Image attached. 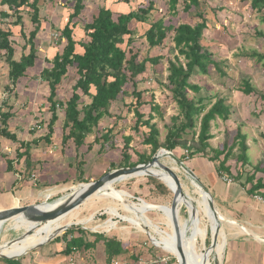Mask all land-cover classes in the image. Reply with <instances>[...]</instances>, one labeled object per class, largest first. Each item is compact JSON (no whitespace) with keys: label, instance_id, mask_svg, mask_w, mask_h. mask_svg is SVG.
<instances>
[{"label":"rangeland","instance_id":"obj_1","mask_svg":"<svg viewBox=\"0 0 264 264\" xmlns=\"http://www.w3.org/2000/svg\"><path fill=\"white\" fill-rule=\"evenodd\" d=\"M147 1L148 0H83L84 9H82L80 15L73 20L76 22L73 32L74 39L78 42L86 39V37H84V25L90 22L92 17L97 14L99 6L109 8L113 12V16L116 17L118 13L136 11L138 7L145 6ZM154 1L155 10L151 12L148 20L144 23L132 21L130 23V29L133 30V37L135 38L133 46H135L134 48L136 50H139L140 58L146 55L162 56L159 64L152 65L147 63L146 71L136 77L138 88L144 90L143 100L150 101L153 98V103L157 104L159 107V112L154 114L155 118L152 121L159 129V141H164L168 128L172 126V118L179 114V108L172 97V87L168 81V60L173 59L177 51L174 49L172 32L168 33V37L161 47L155 48L149 47L144 37V32L151 22L159 19L161 16L164 17L166 25L172 24L177 26L180 23L194 25L201 20L197 16V13H202L207 20V29L204 31L201 43L205 49L212 53L213 58L220 63L222 72L220 73L213 65L209 66L207 74H201L195 71L190 77V82L199 85L201 89L198 93L188 90V95L190 97L200 96L204 98L203 103L206 104V109H208L217 98H224L225 103L230 107V118L226 121L217 118L212 123V127L213 131H216L224 125L225 132L228 133L225 139L229 144L233 141L232 139L235 136V126H239V128L242 127L239 125L241 121L245 123V121L251 120V122H247V124L252 125V128L249 130H252L250 132V137L255 138V140H259L261 137L263 138L261 140H264V98L260 97V95L264 94V64L263 61H258L251 55V52L254 51L264 53V35L257 34V32H262L264 34V10L262 12L252 10L248 0H199V6L192 7L191 10L186 13L183 11V0H179L177 13H169L167 6L168 0ZM73 3L74 2L71 0H39L38 6L40 9L41 27L35 39L37 47L36 65L26 71L25 76L19 79L13 91L10 92L5 90V86L9 83L8 65L4 58V52L0 51V108L3 111H7L9 106L12 107L11 112L13 116L8 122L9 130L15 132L21 139L25 136H30L29 138L39 137L47 132L46 124L51 115L48 110L49 102L47 101L49 87L48 83L40 78L39 73L44 67L51 66L47 61L51 60L54 54L59 52L64 45L65 41L60 36V30L67 22L69 14L72 12ZM6 8V5L0 6V9L6 10ZM7 11L11 13V11ZM30 12L31 9L28 7H24L20 12L22 15L24 33L26 34L34 28L33 23L30 21ZM14 20V16L8 19H0V26L5 30L11 29L13 32L11 40L15 47L14 58L19 59L22 53V47L25 44V39L20 34V26L13 24ZM124 46V44L121 45L122 48ZM76 51L82 52V49L76 45ZM180 60L181 62L185 61L182 56H180ZM77 78L78 75L75 67H68L67 74L62 78L60 84L57 85L56 99L58 101L65 103L68 100L72 94V87ZM244 80H249L250 84L255 88V92L249 95L242 93L240 89L243 86ZM131 85V83H128L125 86L126 93L124 95L120 94L118 98L111 103L109 107V116H104L99 121L94 132L87 136L85 145L76 149L72 141H68L65 144L72 147L67 151L66 160L71 162L76 170L80 161L83 160V163H86L85 166H83L84 172H86L84 176L85 182L79 180L73 185H70V187H68L69 189L66 191L59 192V194L53 195L48 199L40 198L33 204H40L45 201L53 203L61 199L75 188H78L80 184L94 181L105 172L113 170L110 168V163L112 162L116 165V168L122 167L123 160L121 151L124 145L123 138L126 136H132L130 149L128 151L131 155V162L138 160V154L150 153L151 147L142 143L147 129L142 127L137 132L133 130L135 117L133 111L128 110V105L133 102ZM90 101L91 99L89 96L81 94L80 102L82 104H87ZM4 102H6L7 106L4 105ZM149 107V104H146L139 109L142 112L148 113L150 112ZM57 109L59 119L56 121L55 125L61 130L65 117L64 106H58ZM259 110L262 111L257 113ZM179 118L182 120L181 117ZM232 123H234V125ZM109 128H113L110 139L106 143H103L102 147H100V143H96L90 150H87V143L94 140L96 135L99 136L103 134V132ZM60 130H58L59 134ZM28 131L31 132L32 135H29ZM192 131H195V134L197 133V129ZM192 131L186 132L183 135V139L188 141L191 140ZM2 139L5 138L0 136V141H2ZM223 142L224 141H210L214 147L210 146L212 148H217V146L221 147ZM10 145L11 149H13L17 144L10 143ZM262 145L261 148L264 149V142H262ZM263 149H261L262 155L257 156L258 158L253 157L252 162H257L259 158L260 160H264ZM237 150L238 148L236 147L235 152ZM171 152L194 172H216L215 166L217 162L209 160V156L212 155L210 150H208L205 155L197 154L192 158H188L186 156L187 151L181 148H176ZM252 152L253 150L249 152L251 157L255 156ZM2 154L4 153L1 151V155ZM160 154L167 153L160 151ZM160 161L165 165L176 168V173L179 176L183 192L185 194L187 193L194 203L197 201V207H199L203 214H208L205 220H203L210 226L208 237H206L204 241L198 239L196 242L197 253L194 255V264H204L206 263V258L203 255L201 256L199 252H204L214 235L213 223L210 218L211 214L206 204L207 202L209 203V196L208 198L206 196V201L203 200L205 192L201 190V188L193 185L190 177L171 157L163 156ZM231 165L237 167L238 164L236 165V162L231 160ZM247 169L251 170L249 167ZM32 170H30V172H32ZM152 182L153 181L148 180V176L142 175L115 182L113 186L116 191L124 192L123 199H121V201L116 199L119 194L115 192V190H113V194L109 190L100 191L95 196H91L85 200L79 207L72 210V214L76 215V218L71 217L74 221L70 224L69 228L80 227L82 230H87L92 233L100 232L107 236H119V240H123L125 245L129 247L127 250V252L130 253L129 256H125L126 259H124L125 257L123 258L128 262H131L130 259L137 261V256H141L143 260L148 263L150 257L144 254L149 253L152 259L156 258V254L161 258L163 257L167 264H178L177 258L170 253L171 251L168 252L162 247L155 246L149 239L147 233L136 229L125 221V219L122 220L118 218L119 215L127 216L130 222H135L133 216L138 213L129 212L125 202L139 203L141 201L143 202L142 204L146 206L147 204L157 205L171 209V200L174 193H172L171 190V193H162V191L156 187V184ZM203 188L209 191L204 186ZM212 200L215 206L214 198ZM25 201L26 200L21 199L17 206L24 205ZM131 205L136 207L135 204ZM113 207L118 209V213L115 214L118 216L110 215L108 208ZM172 215H175L174 219L177 221L178 225L187 222L188 226L187 210L185 207L183 209L180 207L179 201L177 202L176 212L175 214L172 213ZM147 216L154 223L159 224L160 227L170 231L167 236H164V239H168L169 235L174 239V227L170 221V226H166V220L162 213L152 210L147 212ZM109 219H113L116 222L115 228L108 231L105 227L95 228L97 225H103ZM66 220L68 221V219ZM77 220H82L86 222V224L78 222ZM27 226H29V224L20 225V229H16L11 220L7 221L1 230L0 243L2 244L21 236L22 233L25 232L24 229L27 228ZM187 226L185 232L188 236L190 229ZM63 232L64 231H60L58 234H62ZM165 245L169 244L165 243ZM166 248L170 250L168 247ZM214 248H216V246H214ZM136 252H138L137 256H135ZM0 260L6 262V259L1 257ZM210 260L212 264H221L222 261V259L219 260L216 255L211 256Z\"/></svg>","mask_w":264,"mask_h":264},{"label":"trees","instance_id":"obj_2","mask_svg":"<svg viewBox=\"0 0 264 264\" xmlns=\"http://www.w3.org/2000/svg\"><path fill=\"white\" fill-rule=\"evenodd\" d=\"M71 1L74 2L72 12L60 30V36L65 41L64 45L59 52L54 54L51 60L47 61L51 66L44 67L39 73L40 78L46 81L49 87L47 101L49 102L48 110L51 115L46 124L47 132L30 141L20 139L15 132L9 130L8 122L13 116L12 107L9 106L7 111H3L0 108V136L16 143L18 146L13 159L8 158L6 154H2L8 171L17 172L14 169V163H18L22 158L25 160L26 170H31L33 162L30 149L33 144L37 145L40 141L51 142L56 121L59 119L58 106H64L65 114L61 129L62 144L65 145L69 140H72L76 149H79L85 145L87 136L94 132L99 121L104 116H109L111 103L120 94L124 95L126 93L125 86L131 83L133 102L128 105V110L134 113L133 130L137 132L142 127L147 129L142 143L149 145L151 150L149 154H138V160L131 162V155L128 151L132 136L124 137V145L121 151L122 167L146 163L162 147L168 151H173L176 148L184 149L187 151L186 156L188 158H192L197 154L205 155L210 150L212 155L209 156V160L217 162L215 166L216 172L220 174L226 173L235 179L241 178V172H249L251 170L253 172H264V160H260L254 166L251 165L248 157L249 147L246 143V135L241 132V128H237L230 144L224 138L225 140L221 147L212 148L210 146L209 140L213 137L211 134L212 123L217 118L223 121L229 120L231 114L230 107L225 103L224 98H217L206 109V104L203 103L204 98L200 96L190 97L188 95V90L198 93L201 89L199 85L190 82V77L195 71L207 74L209 66L213 65L220 73L222 72L220 63L213 58L212 53L205 49L201 43L204 31L207 29V20L202 13H197L201 20L194 25L189 23H180L177 26L166 25L164 17L161 16L151 22L144 32V37L150 48L161 47L167 39L168 33L172 32L174 49L177 51L174 58L168 60V81L172 87V97L178 105L179 114L172 118V126L168 128L164 141L160 142L158 138L159 129L152 122L155 118L154 114L159 112V107L153 103V98L150 101L143 100L144 90L138 88L136 77L146 71L147 63L152 65L159 64L162 56L146 55L140 58L139 50H136L135 46H133L135 38L133 37V30L130 29L132 21L144 23L148 20L151 12L155 10V1L148 0L145 6L138 7L136 11L118 13L116 17L113 16V12L109 8L99 6L97 14L92 17L90 22L84 25V37L86 39L79 42L73 36L76 23L73 20L84 9V3L83 0ZM248 1L252 10L257 12L264 10V0ZM183 2V11L186 13L192 7L199 6V0H183ZM178 3L179 0L167 1L169 13H177ZM38 4L39 0H0V6L6 5L7 7L6 10L0 9V19H8L14 16L13 24L20 26V34L25 39L22 53L19 59H15V47L11 40L13 32L11 29L5 30L0 26V51L4 52V58L8 65L9 83L5 86V90L8 92L13 91L19 79L25 76L26 71L36 65L37 47L35 39L41 27ZM24 7L31 9L30 21L34 25V28L28 34L24 33L22 15L20 14L21 9ZM7 10L11 11V13ZM257 34L264 35L262 32H257ZM123 44L125 46L122 48L121 45ZM76 45L82 49V52L76 51ZM251 55L258 61H263L264 64V53L254 51L251 52ZM180 56L183 57L184 62H181ZM72 66L75 67L78 78L72 87L71 96L63 103L56 99L57 85L60 84L62 78L67 74L68 67ZM240 90L245 95L255 92V88L250 84L249 80L243 81V86ZM81 94L89 96L91 101L87 104H82L80 102ZM260 97L264 98V94L260 95ZM4 103L7 106L6 102ZM146 104L150 106V112L148 113L139 109ZM195 129H197L196 134L195 131H192ZM112 131L113 128H109L103 134L96 135L94 140L87 143V150H90L96 143H100V147H102L103 143L110 139ZM188 131H192V137L189 141L183 139V135ZM29 133L32 134L31 132ZM227 136L228 133L225 132L224 137L227 138ZM236 147L238 150L235 152ZM231 160H234L236 165L238 164L237 167L231 165ZM82 164L83 160L77 166V181L85 182ZM248 166H251L252 169L247 170ZM110 168L115 169L116 165L112 162L110 163ZM233 169L238 172L236 176L232 174ZM253 179V176L247 177V181L251 183V188L248 189L250 193L264 188V182L257 180L256 184H253ZM148 180L153 181L152 183L156 184V187L162 193L170 192L168 187L157 178L148 176ZM179 205L184 208L180 202ZM75 231L80 235L66 240V248L63 250L65 255L71 254L74 249H89L100 241H103L108 263L125 252L121 240L116 236H107L100 232H88L94 236L93 242H89L83 238L86 230H82L80 227L66 229L63 237L65 238L68 234H73ZM5 259L11 261V259ZM14 264L17 263L14 262Z\"/></svg>","mask_w":264,"mask_h":264},{"label":"crops","instance_id":"obj_3","mask_svg":"<svg viewBox=\"0 0 264 264\" xmlns=\"http://www.w3.org/2000/svg\"><path fill=\"white\" fill-rule=\"evenodd\" d=\"M261 111L262 110H259L257 113H260ZM247 122H251V120L245 121V123L241 121L239 125L242 126L241 132L246 135V143L249 147V161L251 165L254 166L260 161V158L257 162H252V159L253 157L255 158L262 155L261 149L263 148L261 147L263 146L262 142H264V140H261L263 139L261 137L259 140H255V138L250 137V132L252 130H249L252 128V125L247 124ZM232 124L234 125V123ZM235 128L237 131L239 126H235ZM58 130L60 129L55 125L50 143L40 141L37 145H32L30 149L31 160L33 162L31 170L34 169L32 172H30V170H26L24 158L20 159L18 163H14V169L22 172L8 171L4 158L2 155L0 156V209L17 206L21 199L26 200L24 205L33 204L40 198L48 199L53 195L59 194V192L66 191L69 189L68 187H70V185L77 182L78 172L76 168L72 166L71 162L66 160L67 151L72 147L62 144V132L60 130L59 134ZM216 131H213L212 127L211 134L213 137L210 141H224L225 126L222 125ZM28 134L32 135L29 131ZM29 137L30 136H25L22 140L30 141L34 138ZM10 143L13 142L2 139V141H0V151L6 154L8 158L13 159L15 157V150L18 146L15 145L13 149H11ZM210 145L212 146L211 143ZM251 150H253L252 154L255 156L251 157V155H249ZM85 164L86 163L82 164V169ZM248 167L251 168V166ZM194 173L199 178L200 183L213 195L212 198H214L215 208L222 218L216 248H210L206 255L199 252L201 256L203 255L206 258V263L204 264H212L210 260L211 256H214V252L212 251H215V255L217 254L218 257L222 259L221 264H264V188H261L254 193H250L248 189L251 188V183L247 181V177L253 176V184H256L257 180H259V182H264V172H253L252 170L249 172H241L242 175L240 179H235L226 173L220 174L218 172L209 171ZM237 173L238 172H234V170L232 172L233 176H236ZM223 174L230 177L232 181L228 183L225 182L222 178ZM85 175L86 172H84V176ZM118 194L119 196L116 199L121 201V199H123L124 192L121 191L118 192ZM126 203L128 204L126 208L129 212L138 213L133 216L135 222H130L127 216L119 215L118 218L122 220L125 219V221L130 223L136 229L147 233L149 239L155 246L162 247L168 252L171 251L170 253L175 256L173 247H175L180 240L184 223H182V225H178V232H176L174 228V239H172L170 235L168 236V239H164V236H167L170 231L160 227L159 224L154 223L147 216V212L156 210L162 213L165 217L167 227L170 226L168 218V215H170L173 218L170 223L174 227L175 215H172V211H169L171 210L170 208L148 204L146 206L145 204H142L143 202L141 201L139 203L130 202L131 204H135L136 207H133L128 202H125V205ZM194 204L197 207V201ZM197 208L199 210L200 223L196 242L198 239H202L204 241L210 230L208 223L203 221L208 214H203L199 207ZM108 211L111 216H118L115 215L118 213V209L116 207L108 208ZM71 217L76 218V215L72 214V211L62 217H59L58 219L49 221L37 227H31L33 228L32 234L26 235L21 241L4 245L0 252L7 256H16L40 242L44 243L35 249L28 250L17 258H13L11 261L6 260L5 262L0 260V264H14V262L17 264H61L62 262L70 260L79 264H108L103 241L96 243L94 247L89 249H74V251L69 255H65L63 253V250L66 248V240L80 235L77 231H75L73 234H68L67 237L64 238L63 234L65 233V230L62 234H58L60 232V229L58 228L73 223L74 220ZM210 218L212 219L211 215ZM66 219H68V221ZM77 221L86 224V222L82 220ZM97 227H105L108 231L116 227V222L113 219H109L103 225L95 226V228ZM18 229H20V227ZM28 229L30 228L27 227L24 231L26 232ZM88 232L90 231L86 230L83 238L84 240L93 242L94 236L90 235ZM52 236H55L57 239L54 240L55 238H53L45 243ZM116 237L120 239L119 236ZM121 242L125 252L118 258L124 260L126 259L125 256H129L130 253L127 252L129 247L125 245L123 240H121ZM165 243L169 245H165ZM166 247L170 250H167ZM194 247L193 252L195 255V253H197L196 243ZM137 255L138 252L135 253V256ZM144 255L150 257L148 259L150 264H167L163 257L161 258L156 254V258L153 259L149 253ZM137 257V261L130 259L131 262H129L134 264H149V262L146 263L141 256Z\"/></svg>","mask_w":264,"mask_h":264},{"label":"water","instance_id":"obj_4","mask_svg":"<svg viewBox=\"0 0 264 264\" xmlns=\"http://www.w3.org/2000/svg\"><path fill=\"white\" fill-rule=\"evenodd\" d=\"M160 151H164L167 154H160ZM163 156H169L171 157L176 164L180 168H182L185 173L190 177V179L195 182L196 184L199 185L201 190H203L208 196H209V206L212 209L214 213V217L216 219L217 227H216V233L212 236L211 242L209 246L204 250L203 254L206 255L207 251L216 246L217 239H218V233L219 230L221 229V216L218 214V211L216 210L214 203H213V198L212 195L209 191L205 190L200 183L199 178L196 176L193 170H191L184 162L179 160L171 151H168L164 148L158 149L154 155L152 156L151 160L146 162V163H141L137 164L135 166L131 167H120L113 169L111 171L105 172L102 176H100L98 179H95L94 181L88 182V183H83L80 184L78 188H75L72 192L69 194L65 195L59 201L51 208L48 209H43L41 208V205H44L47 201L42 202L40 204H27V205H20V206H12L9 208L5 209H0V236H1V230L3 225L7 222L10 221L13 217L17 215H23L26 218H28L31 222L34 223L33 227H37L39 225L45 224L49 221L58 219L59 217H62L75 208L79 207L85 200H87L89 197L94 195L95 193H98L103 187H105L106 184L112 183L114 181L122 180L124 178H131V177H136V176H153L157 179H159V175L152 171L154 167L157 168V170L162 171L163 173L168 174L174 181L176 188L171 200V211L172 213L176 212V207H177V202L180 196L184 195V192L182 190L181 182L179 179L178 174L176 173V168L175 167H170L168 165L163 164L160 159ZM160 180V179H159ZM211 197V198H210ZM49 204V202L47 203ZM70 227V224L65 225L60 229V231H64ZM174 228L176 232H178V224L177 221L174 219ZM32 229L30 228L26 230V232L22 233L21 236L12 239L10 241H7L5 243H0V250L4 245L13 243V242H18L23 239L26 235L32 234ZM55 236H52L50 239H53ZM47 240V241H48ZM46 241V242H47ZM44 242H40L34 246H32L30 249L42 245ZM29 249L24 250L22 253L16 256H7L4 255L0 252V257L1 258H8V259H13L21 256L25 252H27ZM177 250L180 254V259L177 258L178 264H187L185 256H183V251L181 245H177Z\"/></svg>","mask_w":264,"mask_h":264},{"label":"bare ground","instance_id":"obj_5","mask_svg":"<svg viewBox=\"0 0 264 264\" xmlns=\"http://www.w3.org/2000/svg\"><path fill=\"white\" fill-rule=\"evenodd\" d=\"M152 171H154L155 173H157L160 176L159 177L160 181H162L169 188V190H171L174 193L175 188H176V185H175L173 179L168 174L163 173L160 170H157L156 167H154L152 169ZM124 179H126V178H124ZM118 181H121V180H118ZM118 181H114L112 183L106 184L105 187H103V189H101L100 191H102V190H109L112 194H113V190H115V192H117L116 189L114 188L113 184L115 182H118ZM192 183L196 187L200 188L199 185L196 184L195 182L192 181ZM98 193H95L94 195H92V197L95 196ZM206 196L208 198V195L205 193V197H203V200H205V201H206ZM58 201L59 200H57V201H55L53 203H49V204H47L48 202H46L44 205H41V208H43V209L51 208ZM178 201L187 210L189 224L187 226V222L184 223V227H183V230H182V234H181L180 240L178 241L177 245L178 244L181 245L182 251H183V256H185V259H186V263L187 264H194L195 258H194L193 249H194L196 240L198 238L199 223H200L199 210L196 207V205L194 204L192 198L187 193L186 194L184 193V195L180 196V198L178 199ZM206 204H207V207L209 209V212H210V214L212 216L213 231H214V234H215L216 231H217L216 230V227H217L216 219L214 217V213H213L212 209L209 206V203L207 202ZM127 205L128 204L126 203V206ZM168 218H169V221L172 222V219L173 218L170 215H168ZM11 221L13 222V226L15 228H17V229L20 227V225H26V224L28 225L29 224V226H27L29 228H31V227L34 226V223L31 222L28 218H26L23 215H17L15 217H13L11 219ZM186 226L190 229L188 236L186 235V232H185ZM177 245L175 247H173L174 248V254H175V257L176 258H179L180 259L181 256H180V254H179V252L177 250ZM2 249H3V247L1 248V250ZM212 252H214V255H215V251H212ZM216 257H218L217 254H216ZM218 259L220 260V257H218Z\"/></svg>","mask_w":264,"mask_h":264},{"label":"built area","instance_id":"obj_6","mask_svg":"<svg viewBox=\"0 0 264 264\" xmlns=\"http://www.w3.org/2000/svg\"><path fill=\"white\" fill-rule=\"evenodd\" d=\"M222 178L227 183L232 181V179L230 177H228L226 174H223L222 175ZM0 191H1V187H0ZM139 200H141V199H139ZM61 264H79V263L74 262L73 260H70V261L62 262ZM108 264H130V263L127 262V261H125V260H121V259H118V258H114Z\"/></svg>","mask_w":264,"mask_h":264}]
</instances>
